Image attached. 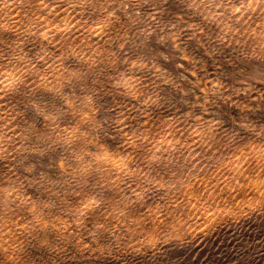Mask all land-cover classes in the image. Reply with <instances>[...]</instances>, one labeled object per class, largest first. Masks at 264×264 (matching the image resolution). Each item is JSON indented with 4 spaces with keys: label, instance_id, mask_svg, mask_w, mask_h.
<instances>
[{
    "label": "rangeland",
    "instance_id": "rangeland-1",
    "mask_svg": "<svg viewBox=\"0 0 264 264\" xmlns=\"http://www.w3.org/2000/svg\"><path fill=\"white\" fill-rule=\"evenodd\" d=\"M0 264H264V0H0Z\"/></svg>",
    "mask_w": 264,
    "mask_h": 264
}]
</instances>
